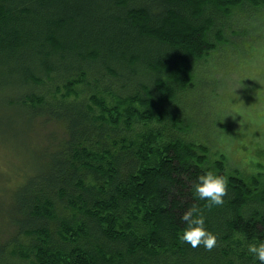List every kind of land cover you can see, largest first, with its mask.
<instances>
[{
	"label": "trees",
	"instance_id": "trees-1",
	"mask_svg": "<svg viewBox=\"0 0 264 264\" xmlns=\"http://www.w3.org/2000/svg\"><path fill=\"white\" fill-rule=\"evenodd\" d=\"M245 7L264 0H0V89L64 132L15 191L0 264H264L247 248L264 240V174L193 133L196 69L234 45ZM209 169L222 204L194 195ZM193 204L211 249L181 239Z\"/></svg>",
	"mask_w": 264,
	"mask_h": 264
},
{
	"label": "rangeland",
	"instance_id": "rangeland-1",
	"mask_svg": "<svg viewBox=\"0 0 264 264\" xmlns=\"http://www.w3.org/2000/svg\"><path fill=\"white\" fill-rule=\"evenodd\" d=\"M242 15L245 28L231 37L234 45L218 46L203 68L196 69L193 133L204 139L214 155H224L228 169L264 174V8L247 9ZM86 90L81 86L76 93L89 98ZM14 94L0 89V241L12 233L11 221L20 219L13 218L15 191L26 177L49 163L57 143L52 134L57 139L64 135L59 123L40 127L30 113L8 104ZM97 95L113 103L109 95ZM90 104L99 113L93 100Z\"/></svg>",
	"mask_w": 264,
	"mask_h": 264
},
{
	"label": "clouds",
	"instance_id": "clouds-1",
	"mask_svg": "<svg viewBox=\"0 0 264 264\" xmlns=\"http://www.w3.org/2000/svg\"><path fill=\"white\" fill-rule=\"evenodd\" d=\"M227 190V178L212 170H207L198 176L194 184V195L199 199H207L213 204H222ZM185 227L181 239L195 248L200 244L211 249L216 244V235L205 227V217L199 207L193 204L182 215ZM248 252L264 262V240L247 245Z\"/></svg>",
	"mask_w": 264,
	"mask_h": 264
}]
</instances>
